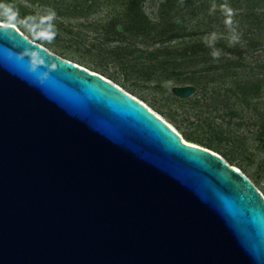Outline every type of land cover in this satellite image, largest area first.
Returning <instances> with one entry per match:
<instances>
[{"label": "water", "instance_id": "95a60500", "mask_svg": "<svg viewBox=\"0 0 264 264\" xmlns=\"http://www.w3.org/2000/svg\"><path fill=\"white\" fill-rule=\"evenodd\" d=\"M0 264H264V195L111 80L0 21Z\"/></svg>", "mask_w": 264, "mask_h": 264}, {"label": "rangeland", "instance_id": "374dc122", "mask_svg": "<svg viewBox=\"0 0 264 264\" xmlns=\"http://www.w3.org/2000/svg\"><path fill=\"white\" fill-rule=\"evenodd\" d=\"M253 1L0 0V21L144 101L264 195V5ZM184 82L195 92L173 94ZM249 82L254 95L240 89Z\"/></svg>", "mask_w": 264, "mask_h": 264}, {"label": "trees", "instance_id": "16d2710c", "mask_svg": "<svg viewBox=\"0 0 264 264\" xmlns=\"http://www.w3.org/2000/svg\"><path fill=\"white\" fill-rule=\"evenodd\" d=\"M249 1H253V0H249ZM262 1H263V4L262 5H260L261 3H262ZM254 2V4H258V5H260V6H263L264 5V0H254L253 1ZM253 4V5H254ZM32 40V39H31ZM33 41H35V40H33ZM36 42V41H35ZM184 84H187L186 82H184ZM253 84H255V83H247L246 85L244 84V85H241V88L240 89H242V91L245 93V94H250V95H254V94H256L257 92H258V84H255V85H253ZM247 87V88H246ZM185 139H187L188 141H191V142H194V143H197V142H195L193 139H192V137H191V135H186V138ZM198 144V143H197ZM200 145V144H199ZM203 147H205V146H203ZM214 151V150H213ZM216 152V151H215ZM218 153V152H217Z\"/></svg>", "mask_w": 264, "mask_h": 264}, {"label": "bare ground", "instance_id": "6f19581e", "mask_svg": "<svg viewBox=\"0 0 264 264\" xmlns=\"http://www.w3.org/2000/svg\"><path fill=\"white\" fill-rule=\"evenodd\" d=\"M3 22V21H2ZM3 23H7V22H3ZM80 65V64H79ZM84 67V66H83ZM86 68V67H85ZM88 69V68H87ZM90 70V69H89ZM90 71H93V70H90ZM94 72V71H93ZM97 73V72H96ZM99 74V73H98ZM101 75V74H100ZM105 77V76H104ZM107 78V77H105ZM109 79V78H107ZM110 80V79H109ZM112 81V80H111ZM116 84V83H115ZM118 85V84H117ZM119 86V85H118ZM121 87V86H120ZM122 88V87H121ZM126 91V90H125ZM127 92V91H126ZM129 93V92H128ZM130 94V93H129ZM133 95V94H131ZM134 96V95H133ZM135 98H137L136 96H134ZM138 100H140L139 98H137ZM142 103H144L146 106H148L144 101L140 100ZM149 109H151L154 113H156L159 117H161L163 120H165L158 112L154 111L150 106H148ZM175 131H177L179 133V131L171 124L169 123L167 120H165ZM182 137V139L185 141V142H188V143H194V142H191V141H188L187 139H185L181 133H179ZM194 144H197V143H194ZM199 145V144H197ZM234 166V165H233ZM235 168H238L237 166H234ZM239 169V168H238ZM241 170V169H240ZM242 171V170H241Z\"/></svg>", "mask_w": 264, "mask_h": 264}, {"label": "flooded vegetation", "instance_id": "af4514ba", "mask_svg": "<svg viewBox=\"0 0 264 264\" xmlns=\"http://www.w3.org/2000/svg\"><path fill=\"white\" fill-rule=\"evenodd\" d=\"M119 26H121V25H117V26H116V29H117V30H119ZM148 52H149V50L146 52V54H148ZM153 52H154V51H153ZM139 53H142V52H139ZM135 54H137V53H135ZM143 56H144V53H143Z\"/></svg>", "mask_w": 264, "mask_h": 264}, {"label": "built area", "instance_id": "2783aa9c", "mask_svg": "<svg viewBox=\"0 0 264 264\" xmlns=\"http://www.w3.org/2000/svg\"><path fill=\"white\" fill-rule=\"evenodd\" d=\"M18 29V28H17ZM24 34V33H23ZM103 76V75H102ZM104 77V76H103ZM218 154V153H217Z\"/></svg>", "mask_w": 264, "mask_h": 264}]
</instances>
